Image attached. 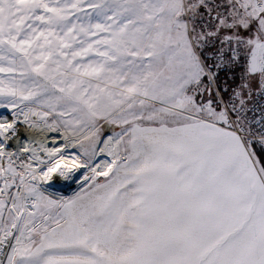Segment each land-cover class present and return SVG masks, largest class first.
I'll list each match as a JSON object with an SVG mask.
<instances>
[{
    "label": "snow or ice",
    "instance_id": "obj_1",
    "mask_svg": "<svg viewBox=\"0 0 264 264\" xmlns=\"http://www.w3.org/2000/svg\"><path fill=\"white\" fill-rule=\"evenodd\" d=\"M0 264H264V0H0Z\"/></svg>",
    "mask_w": 264,
    "mask_h": 264
},
{
    "label": "bare ground",
    "instance_id": "obj_2",
    "mask_svg": "<svg viewBox=\"0 0 264 264\" xmlns=\"http://www.w3.org/2000/svg\"><path fill=\"white\" fill-rule=\"evenodd\" d=\"M81 171H85V169H82ZM80 173H77V176L79 177ZM78 183L77 182H73V181H69L66 185H62L61 188H63L64 190H77L78 189Z\"/></svg>",
    "mask_w": 264,
    "mask_h": 264
},
{
    "label": "rangeland",
    "instance_id": "obj_3",
    "mask_svg": "<svg viewBox=\"0 0 264 264\" xmlns=\"http://www.w3.org/2000/svg\"><path fill=\"white\" fill-rule=\"evenodd\" d=\"M103 159H105V157L104 156H100L99 158H98V161L99 160H103ZM60 192H62L64 195H71L72 193H73V191H75V190H64L63 188H61V187H59V189H58Z\"/></svg>",
    "mask_w": 264,
    "mask_h": 264
}]
</instances>
